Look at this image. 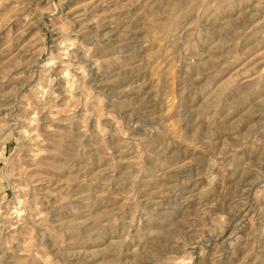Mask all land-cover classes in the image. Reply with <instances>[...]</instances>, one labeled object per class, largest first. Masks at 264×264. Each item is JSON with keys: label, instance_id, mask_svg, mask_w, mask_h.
Here are the masks:
<instances>
[{"label": "rangeland", "instance_id": "1", "mask_svg": "<svg viewBox=\"0 0 264 264\" xmlns=\"http://www.w3.org/2000/svg\"><path fill=\"white\" fill-rule=\"evenodd\" d=\"M242 7L211 20L197 15L176 32L178 22L167 41L146 27L149 0L0 7V175L13 173L0 185V264H137L135 248L121 243L124 222L108 224L105 214L120 208L131 219L136 205L167 192L169 177L184 179L169 169L186 160L190 181L166 196L188 201L181 221L198 216L207 238L218 215L227 216L194 264H264V179L256 180L264 174V125H245L232 98L252 83L240 84L236 68L257 62L254 41L242 48L238 38ZM139 41L146 46L138 54ZM33 116L26 139L23 118ZM222 151L231 167L217 170L218 184L204 191L201 173ZM28 180V192L18 193ZM24 195L39 211L24 209V224L5 219ZM145 223L141 217L130 231ZM81 250L91 255H67Z\"/></svg>", "mask_w": 264, "mask_h": 264}, {"label": "clouds", "instance_id": "2", "mask_svg": "<svg viewBox=\"0 0 264 264\" xmlns=\"http://www.w3.org/2000/svg\"><path fill=\"white\" fill-rule=\"evenodd\" d=\"M149 4L151 8L148 11L146 27L151 25L152 29L157 30L158 38H163L166 41L170 37L174 40L176 32L183 29L184 24L196 18L197 15L201 19L208 16V19L211 20L222 8L227 11L229 7L243 6L239 13L241 23L238 27L241 29V34L238 38L244 42L241 45L242 48L247 47L249 42L254 41V44H252V49L255 51L253 60L257 62H242L236 68L235 79L240 84L252 83L249 88L242 89L239 94H234L232 98L237 101V113L238 115L242 114V122L245 125L250 124L252 120L257 121V124L252 125L253 128L264 125V0H211V2L209 0H155V3L149 0ZM6 6L7 0H0V7ZM146 7L148 6L146 5ZM197 9H199V13H197ZM209 12H211V15H208ZM178 22L180 28L174 32L173 28ZM145 46L143 41L138 42V54L142 53ZM257 57L260 59L257 60ZM23 119L28 127L20 129L21 136L31 139L30 129L36 123V117ZM3 127L7 128L8 125L5 124ZM260 130L264 131V127H261ZM203 144L210 146L212 137L209 135L203 138ZM155 152L160 156L164 155L163 149H156ZM149 155H152V153H149ZM228 155L230 154L222 151L219 156L214 154L209 157L205 169L201 173L207 179V188L204 191H208L218 184L221 176L217 170L224 172L231 167ZM4 163L7 166L8 161L5 160ZM191 164L192 161L186 160L183 163H176L172 169H169V171L174 172L183 170L185 172L184 179L169 177L168 179L173 180V182L167 185V192L158 189L155 198L149 197L148 203L143 207L136 205L131 214V219H127V213L121 215L123 210L120 208H115L105 214L109 217L108 224L124 222L126 230L123 233L121 243H128L130 248H135L137 264H194V262H198V249L201 247L211 248L212 238L216 236L217 230L221 228L222 224L227 223V216L218 215L214 222L215 226L207 229L208 237L205 238L204 230L199 229L195 223V220L199 219L198 216L193 218L190 223L180 219L181 216L186 215V210L189 208L188 201L186 199L166 198L167 193L175 192L178 185L190 181L193 171ZM141 171H147V169L141 168ZM12 175L11 172L0 175V185L5 184L7 180L11 179ZM261 179H264V174L256 177V180ZM31 183L32 181L28 180L23 188L17 187L18 193L26 194L29 190L28 185ZM130 198L135 203V198ZM89 202L90 198H86L85 203ZM28 204L27 195H24L23 199L18 196L17 206L13 207L4 218L11 219L15 217L19 224H24L25 221L22 219L26 215L24 209H27V213L31 214L39 211L37 207L34 212L32 208L28 207ZM4 211L6 210L0 209V212ZM141 217L147 220V223L143 225L142 231L132 233L130 229L138 225ZM137 238H139V243H136ZM129 241L131 242L129 243ZM67 255L88 257L91 254L81 250L79 252H68ZM57 264H59L58 261Z\"/></svg>", "mask_w": 264, "mask_h": 264}]
</instances>
